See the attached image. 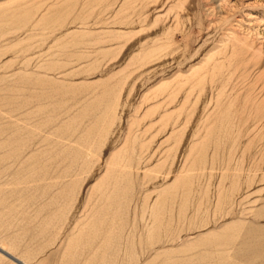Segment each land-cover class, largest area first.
<instances>
[{"label": "rangeland", "instance_id": "obj_1", "mask_svg": "<svg viewBox=\"0 0 264 264\" xmlns=\"http://www.w3.org/2000/svg\"><path fill=\"white\" fill-rule=\"evenodd\" d=\"M0 249L264 264V0H0Z\"/></svg>", "mask_w": 264, "mask_h": 264}, {"label": "water", "instance_id": "obj_2", "mask_svg": "<svg viewBox=\"0 0 264 264\" xmlns=\"http://www.w3.org/2000/svg\"><path fill=\"white\" fill-rule=\"evenodd\" d=\"M0 253L3 254L4 256H6L7 258L11 259L16 264H23L20 261H18L17 259H15L13 256L9 255L7 252H5V251H3L1 249H0Z\"/></svg>", "mask_w": 264, "mask_h": 264}, {"label": "bare ground", "instance_id": "obj_3", "mask_svg": "<svg viewBox=\"0 0 264 264\" xmlns=\"http://www.w3.org/2000/svg\"><path fill=\"white\" fill-rule=\"evenodd\" d=\"M3 255V254H2ZM6 257V256H5ZM16 259V258H15ZM11 260V259H10ZM19 261V260H18ZM15 263V262H14ZM22 263V262H21ZM24 264V263H23Z\"/></svg>", "mask_w": 264, "mask_h": 264}]
</instances>
